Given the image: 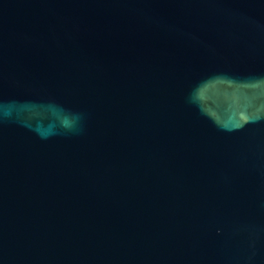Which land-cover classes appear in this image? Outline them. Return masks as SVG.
I'll return each mask as SVG.
<instances>
[{"label":"water","instance_id":"95a60500","mask_svg":"<svg viewBox=\"0 0 264 264\" xmlns=\"http://www.w3.org/2000/svg\"><path fill=\"white\" fill-rule=\"evenodd\" d=\"M0 264H264V0H0Z\"/></svg>","mask_w":264,"mask_h":264}]
</instances>
